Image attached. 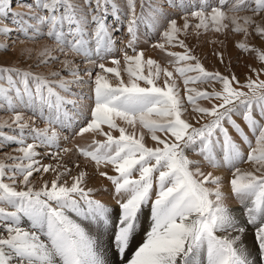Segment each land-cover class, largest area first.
<instances>
[{
  "label": "snow or ice",
  "instance_id": "1",
  "mask_svg": "<svg viewBox=\"0 0 264 264\" xmlns=\"http://www.w3.org/2000/svg\"><path fill=\"white\" fill-rule=\"evenodd\" d=\"M13 3L25 10H14ZM141 25L158 32L151 47L169 58L173 70L137 50ZM121 29L128 36L124 48L133 54L121 49L118 58L112 54ZM208 32L232 35L237 60L255 54L264 64V48L251 43L264 42V0H0V57L14 52L17 42L50 39L55 45L38 52L36 66L49 68L47 73L0 63V110L12 113L10 122L0 123V148L16 144L13 151L19 153H5L7 163L0 160V264H110V253L119 264H264V68L249 65L256 79L246 75L244 83L235 73L209 71L186 42ZM210 42L226 48L224 40ZM175 47L183 50H169ZM214 54L225 62V51ZM70 56L93 67L81 69ZM107 57L113 66L103 62ZM57 62L61 68L53 70ZM204 84L212 90L197 86ZM73 85H88L87 113L85 94ZM189 106L194 122L184 118ZM24 111L32 117L26 119ZM234 115L242 116L254 142ZM77 123L71 138L63 137L66 142L86 133L106 139L63 147L57 128L72 130ZM143 130L155 147L144 143ZM74 154L97 169L114 168L115 175H98L114 185L116 207L95 197L80 163H64ZM43 158L55 163L44 164ZM221 169L231 173V193L243 209L239 215L225 202L224 177L216 174ZM34 173L53 178L36 187ZM145 219L143 242L127 258ZM249 229L252 240L246 244Z\"/></svg>",
  "mask_w": 264,
  "mask_h": 264
},
{
  "label": "rangeland",
  "instance_id": "2",
  "mask_svg": "<svg viewBox=\"0 0 264 264\" xmlns=\"http://www.w3.org/2000/svg\"><path fill=\"white\" fill-rule=\"evenodd\" d=\"M23 2L24 3H30L31 0H23ZM17 5L18 4L13 3L12 6L14 7ZM138 11H139V9H138ZM177 19H178V22L182 23V21L179 20V17H177ZM109 23H112L111 19L109 20ZM193 23H195V21H193ZM138 35H139V40L140 39L141 40L140 41L138 40V42L136 44L137 50H143L146 59L147 58L155 59L160 63L161 66L167 67L169 70H173V66L167 63L169 58L163 52H161V50H159L158 48L151 47V45L155 44L160 39L158 32H156L154 30H150L147 25H141L139 28ZM235 38L237 40H242L243 36L242 35H236ZM115 39H116V45H115L116 51L112 55L119 58L121 56V51H120L121 49L126 50L129 55L133 54L131 49H125L124 48V46L126 45L127 40H128V36L126 34L125 29H121L120 32L115 33ZM213 39L224 40L226 48L222 49L220 44L211 43L210 41ZM3 40H4V37L0 36V41H3ZM45 40L48 41L47 43H49L50 46L52 44H54V41H52L50 39H45ZM186 42L188 43V45L190 47H192L194 49L195 54L200 58V61L203 63V65L205 66L206 69H208L209 71L218 70L222 74H225V75L229 74L230 72L235 73V75L240 79L241 83L245 82V76L246 75H250L252 77V79H256L255 73L249 72V68H248L249 65L252 67H255V68H264V64H262L258 59H256L255 54H253V55H242V56H240L239 60L236 59L238 53H237V51L233 45L232 35H229L227 38H225V36H222L218 33L208 32L206 34L201 35L199 38H196L195 36H189V38L187 39ZM37 43H40V42H36V43L25 42L24 43L25 46H22V47L20 45H17L15 47V49L16 48L17 49L14 50V52L7 53L5 56L0 57V63H14L20 67H28L31 65V66H33V71L47 73L49 71V68L44 67V66H39V67L36 66L37 58H38V51H37L38 49L36 48ZM251 43L255 44L257 47L264 48V42L260 41L258 38L255 40H252ZM23 47H24V50L25 49H31V52L24 51L22 49ZM51 47L54 48V46H51ZM169 50L179 52V51H182L183 49H181L179 47H175V48H170ZM220 50H223L226 53L225 62L223 64L220 63L219 59L214 54L215 51H220ZM53 54L60 55L59 53H53ZM77 57L78 56H76L75 58L77 60L79 59L78 61H75V58H73V59H74L75 63L77 62V64L80 66L81 69H83L85 67H93V65L91 66V64L89 66L83 67L84 64H86L83 62V58L82 57L77 58ZM61 58H63V57H61ZM110 59H111V57H107L105 59V61H103V62L107 63L106 66H108V67H111L110 62H109ZM97 62H101V61L98 60ZM124 67H125L124 61L121 60L122 75H124L125 79H127V75L123 71ZM51 68L53 70L59 69V68H61V65L57 62V63L51 65ZM97 71H99V69L94 68L93 75H95V72H97ZM145 74H147V69H145ZM64 75L67 76L68 73L65 72ZM81 75H83V72H81ZM176 78H177V83L179 85L180 94H181V96H183L185 94L184 85L182 83V80L178 77V75ZM260 79H264V74H261ZM159 83H161V84L163 83V78H161ZM197 86L206 88L209 91L212 90V88L207 84L197 85ZM214 87L216 88V90H220L221 85L219 83H215ZM73 91H81L83 94H85V99L83 100V111L85 113H87L88 108L92 103L91 100L87 99V94L90 91L88 85H84L82 88H77V86L73 85ZM244 91H248V89L245 88ZM86 100H88L89 102ZM200 103L205 107L210 106L209 101H206V100H202V101H200ZM69 107H71V106H69ZM193 115L194 114L192 113V109L189 106L188 111H187V113H185L184 118L188 119L191 122H194V118L192 117ZM11 116H12L11 112L0 110V123H2L4 120H9V122H10ZM24 116L26 119L29 117H32V112L24 111ZM82 119H83V117H81V120ZM233 119H235L237 121V123H239L241 125V127L244 128V131L248 134L249 138L252 139L254 142L255 138H254L252 132L250 131V129L248 128L247 124L243 120L242 116L241 115H234ZM118 123H120V122L118 121ZM36 126L44 127L45 124L43 121L36 120ZM80 126L81 125L79 123H77L74 125L72 130L57 128V131H59L61 134V141L60 142H61V145L63 147H66L67 145L73 143V141H75L78 136L75 137V139L72 140L71 143L66 142L63 139V137L68 136L71 138L72 133L74 131H77ZM225 126L229 128V132L234 137V139H236V141L238 143L241 142V137L236 132V130L231 125L226 124ZM103 128H104L105 132L109 131V129L106 125L103 126ZM3 131L8 133V134H15V133L10 132L8 128H4ZM129 131H131V129H129ZM137 132L139 133L138 129H137ZM144 132L147 135H150V133L147 130H144ZM112 135L113 136H119V132L118 131H112ZM158 135H162V134L158 133ZM105 139H106V137L104 135L97 133L95 136H92V138H90L87 141H88L89 146H90L93 144L94 141H104ZM27 142L31 143L32 141L29 139ZM144 143L148 147H155L156 146L155 142L151 139V135H150V138H147L144 135ZM16 147H17L16 144H10V145H6V146L0 148V160L5 161L6 163L9 162L5 159V153H9L11 155H19V153L13 151V149H15ZM243 148H244L245 152L248 151V148L246 145H243ZM37 151L44 152V151H46V149L38 148ZM187 154L190 158L200 159L199 156L193 154L192 152H188ZM194 157H196V158H194ZM71 162L72 161L70 159H65V161H64V163H66L68 165V167H72ZM25 163H27V161H25ZM42 163L51 164V163H55V161H53L51 158H43ZM239 166L242 169H247V170H251V167H252L251 164H243V163ZM115 174L116 173L111 174V175H115ZM216 174L224 177V183H223V189L222 190L225 192V195L226 196L229 195V197H231V198L235 197L231 193V188H230V184H229V181L231 179L230 171H228L227 169H221V170H217ZM52 178H53L52 173H44V174L34 173V175L31 179H32L33 184L36 187H39V185L41 183H43V181H50ZM68 178L69 177H67V178L64 177V179H68ZM5 182L10 183V181H8V180H5ZM111 184H112V182H111ZM94 195H96V194H94ZM95 197L97 199H99L97 196H95ZM100 200L102 202L106 203L104 200H102V199H100ZM111 200L114 201L113 205H110L107 203L106 204L109 207H113V208L116 207V201H115L114 197H112ZM235 204L237 205V209H239L238 211L241 213L243 211V209H242L240 202L237 199H236L234 205ZM238 213L236 211V214H238ZM145 222L147 223L146 225L149 224V221H145ZM24 226L27 227V224H25ZM249 231H251V229H249ZM142 234L140 236H142ZM136 248H137V244L135 242L133 247H131L128 251V254H127L128 258L131 257V255L134 253ZM118 261H119V259H118ZM117 264H119V262Z\"/></svg>",
  "mask_w": 264,
  "mask_h": 264
},
{
  "label": "bare ground",
  "instance_id": "3",
  "mask_svg": "<svg viewBox=\"0 0 264 264\" xmlns=\"http://www.w3.org/2000/svg\"><path fill=\"white\" fill-rule=\"evenodd\" d=\"M14 10H17V11H24L25 9H22L19 7V5L17 6H14L13 7ZM141 38V37H140ZM144 39V38H143ZM141 40V39H140ZM139 40V41H140ZM40 43H37V46L36 48L38 49L37 51L39 52L45 45H48L50 46L49 43H47L48 41L47 40H41L39 41ZM140 44V43H139ZM17 45H20L21 47L22 46H25L24 43H19L17 42L16 46ZM27 45V44H26ZM51 46H54V44H52ZM30 47V46H29ZM17 49V48H16ZM15 49V50H16ZM24 50V47L22 48ZM22 51V50H21ZM76 56H70L71 59L75 58ZM78 58V57H77ZM74 60V59H73ZM79 60V59H78ZM76 58H75V61H78ZM77 64V62H76ZM107 64V63H106ZM90 64H84L83 67L85 66H89ZM111 66H113L111 63H110ZM92 66V65H91ZM88 101V100H86ZM89 102V101H88ZM87 102V103H88ZM194 118V115L192 116ZM140 131V129H138ZM144 131V130H143ZM145 133V132H144ZM97 133H86L83 137H77V139L75 141H73V143L67 145L66 147H69V148H72L74 144H78L80 146H89V143L87 140H89L90 138H92V136H95ZM145 137L147 138H150V135H147L146 133L144 134ZM149 143V142H148ZM196 158V157H194ZM65 159H70L71 161H76L78 163H80V167L82 169H84L85 171L88 172V179H87V187H91V188H94L95 189V192L94 194H96L95 196H97L99 199H102L104 200L107 204H110V205H113L114 201L111 200L112 197H114L113 193H114V186L111 184V182L109 180H107L106 178H102L98 175V172L99 171H106L109 175L111 174H114L115 171H114V168L111 166V165H108V166H104V165H101L99 169H97V167L95 166L94 163H91V162H87L85 161L82 157L78 156V155H72L70 157H66ZM65 161V160H64ZM72 163V162H71ZM85 166V167H84ZM69 168H72V167H69ZM77 172V169L73 168V174H75ZM67 178V177H66ZM67 180H69L70 182V178H68ZM229 194V193H228ZM116 201V200H115ZM236 201V198L235 197H229L226 196V204L227 206L233 210V212L236 214V211L237 213L239 212L237 209V205L235 203ZM240 213V212H239ZM238 213V214H239ZM237 214V215H238ZM145 215H147V213H145ZM75 218V217H74ZM145 221H148L147 219L144 220V225H143V229L140 231V235L142 234V236H137L135 242L137 244V247L143 242V239H144V230H146L149 226L146 225L147 223ZM85 227H87V225H85ZM252 240V232L251 231H248V233L246 234L245 236V243L246 244H250ZM135 242L133 243V245L135 244ZM132 245V247H133ZM129 251V250H128ZM128 254V253H127ZM128 258V256H127ZM118 257H115V256H112V254L110 253L109 254V261H110V264H117L119 261H118Z\"/></svg>",
  "mask_w": 264,
  "mask_h": 264
}]
</instances>
